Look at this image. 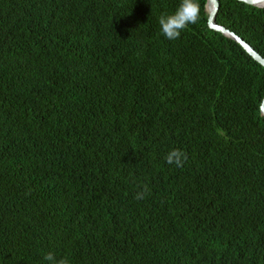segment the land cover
Here are the masks:
<instances>
[{"label": "trees", "instance_id": "obj_1", "mask_svg": "<svg viewBox=\"0 0 264 264\" xmlns=\"http://www.w3.org/2000/svg\"><path fill=\"white\" fill-rule=\"evenodd\" d=\"M207 1L168 40L181 0H0V264H264V66Z\"/></svg>", "mask_w": 264, "mask_h": 264}, {"label": "clouds", "instance_id": "obj_2", "mask_svg": "<svg viewBox=\"0 0 264 264\" xmlns=\"http://www.w3.org/2000/svg\"><path fill=\"white\" fill-rule=\"evenodd\" d=\"M200 19V5L198 0H181L176 11L169 15H161L159 17V25L161 33L168 40H176L180 38L181 32L190 24H196ZM166 163L169 165L175 164L181 167L187 159V154L180 149H173L165 157ZM147 186H143V190L136 194V199L145 198ZM44 260L49 264H68L66 259L57 260L52 252L44 256Z\"/></svg>", "mask_w": 264, "mask_h": 264}, {"label": "water", "instance_id": "obj_3", "mask_svg": "<svg viewBox=\"0 0 264 264\" xmlns=\"http://www.w3.org/2000/svg\"><path fill=\"white\" fill-rule=\"evenodd\" d=\"M254 6L258 7H264V0H239ZM220 4L219 0H208L207 1V12H209V19L208 24L211 29H214L216 31H219L226 35L227 37H230L234 39L236 42H238L256 61L261 63L264 66V57L258 53L248 42H246L242 37L237 35L235 32L231 31L230 29L226 28L223 25H220L216 22V15L217 10L219 9ZM261 112L264 115V99L261 104Z\"/></svg>", "mask_w": 264, "mask_h": 264}]
</instances>
